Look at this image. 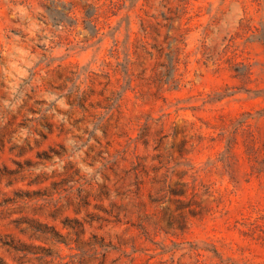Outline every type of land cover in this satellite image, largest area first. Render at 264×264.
I'll return each mask as SVG.
<instances>
[{"label":"rangeland","instance_id":"1","mask_svg":"<svg viewBox=\"0 0 264 264\" xmlns=\"http://www.w3.org/2000/svg\"><path fill=\"white\" fill-rule=\"evenodd\" d=\"M0 264H264V0H0Z\"/></svg>","mask_w":264,"mask_h":264},{"label":"trees","instance_id":"2","mask_svg":"<svg viewBox=\"0 0 264 264\" xmlns=\"http://www.w3.org/2000/svg\"><path fill=\"white\" fill-rule=\"evenodd\" d=\"M34 228L39 230V231H45L44 228H46L44 225L42 224H34ZM31 245H25L23 244V248H19V250L24 251V252H28V253H35L32 249H31Z\"/></svg>","mask_w":264,"mask_h":264}]
</instances>
